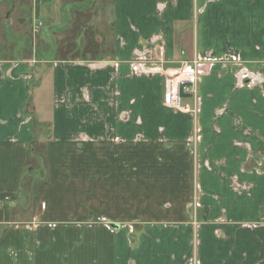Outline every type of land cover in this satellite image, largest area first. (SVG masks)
<instances>
[{"label": "crops", "instance_id": "obj_1", "mask_svg": "<svg viewBox=\"0 0 264 264\" xmlns=\"http://www.w3.org/2000/svg\"><path fill=\"white\" fill-rule=\"evenodd\" d=\"M94 3L73 51L0 57V264H264V0ZM193 57L195 115L162 103Z\"/></svg>", "mask_w": 264, "mask_h": 264}, {"label": "rangeland", "instance_id": "obj_2", "mask_svg": "<svg viewBox=\"0 0 264 264\" xmlns=\"http://www.w3.org/2000/svg\"><path fill=\"white\" fill-rule=\"evenodd\" d=\"M36 0H0V57L17 55V59L26 60L28 52L34 46L39 51H43L47 58L64 55V53L73 51L77 48L76 34L78 30L84 26L79 24L76 17L79 13L77 10H85L97 3L93 4V0H72L71 2L56 1L55 5H63L66 9L57 13H51L48 16L52 21L47 20V14L41 17L40 12L34 8ZM39 5V0H37ZM251 3V2H250ZM63 7V8H64ZM34 8V9H33ZM70 12H69V11ZM32 12L34 13L32 15ZM40 19V20H39ZM78 22V23H77ZM60 34L62 35L60 36ZM66 36V38H65ZM60 37V38H59ZM84 37V36H83ZM42 38L43 45H35V42ZM85 38V37H84ZM60 39V44L58 41ZM65 40V41H64ZM198 83V80H197ZM36 138L32 145L34 153H31V167L34 168L23 178L24 186H28L29 182L42 180L44 172V145L46 139L50 136V126L47 122L43 124L36 123Z\"/></svg>", "mask_w": 264, "mask_h": 264}, {"label": "built area", "instance_id": "obj_3", "mask_svg": "<svg viewBox=\"0 0 264 264\" xmlns=\"http://www.w3.org/2000/svg\"><path fill=\"white\" fill-rule=\"evenodd\" d=\"M199 60L193 57L183 60L164 78L162 103L164 106L183 113L195 115L199 107L197 80ZM195 225V220L193 222Z\"/></svg>", "mask_w": 264, "mask_h": 264}, {"label": "trees", "instance_id": "obj_4", "mask_svg": "<svg viewBox=\"0 0 264 264\" xmlns=\"http://www.w3.org/2000/svg\"><path fill=\"white\" fill-rule=\"evenodd\" d=\"M34 142H35V140H34L32 143L34 144ZM31 149H32L31 152L34 153V152H33V151H34V148L32 147ZM31 156H32V155H30V157H29V159H28V163L31 161Z\"/></svg>", "mask_w": 264, "mask_h": 264}]
</instances>
